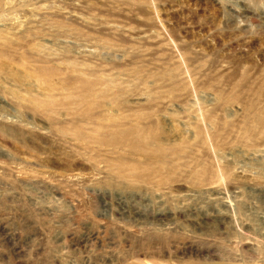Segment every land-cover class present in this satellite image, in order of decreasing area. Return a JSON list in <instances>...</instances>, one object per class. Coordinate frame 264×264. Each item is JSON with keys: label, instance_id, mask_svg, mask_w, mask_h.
<instances>
[{"label": "rangeland", "instance_id": "rangeland-1", "mask_svg": "<svg viewBox=\"0 0 264 264\" xmlns=\"http://www.w3.org/2000/svg\"><path fill=\"white\" fill-rule=\"evenodd\" d=\"M0 264H264V0H0Z\"/></svg>", "mask_w": 264, "mask_h": 264}]
</instances>
